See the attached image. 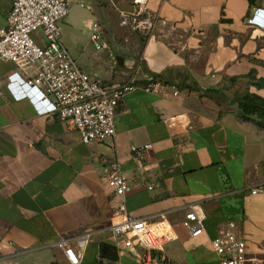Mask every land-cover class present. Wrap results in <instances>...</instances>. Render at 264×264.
<instances>
[{
  "label": "crops",
  "instance_id": "crops-1",
  "mask_svg": "<svg viewBox=\"0 0 264 264\" xmlns=\"http://www.w3.org/2000/svg\"><path fill=\"white\" fill-rule=\"evenodd\" d=\"M85 3L71 0L61 29L86 72L110 86L156 74L179 94L128 93L117 105L115 136L87 144L68 123L17 99L8 87L17 66L0 60V264H69L54 245L59 240L80 251V264H132L134 254L119 253L108 230L119 204L105 179L115 149L135 181L128 212L169 211L173 264H220L211 241L227 221L236 223L251 263L264 264V118L239 106L246 96L264 105V0ZM11 7L12 0H0V27ZM123 13L131 24L122 23ZM139 21L149 24L135 27ZM95 22L107 47L100 51L90 40ZM146 143L152 148L143 170L130 148ZM193 205L205 214L197 237L182 225ZM90 231L80 249L78 237Z\"/></svg>",
  "mask_w": 264,
  "mask_h": 264
},
{
  "label": "built area",
  "instance_id": "built-area-1",
  "mask_svg": "<svg viewBox=\"0 0 264 264\" xmlns=\"http://www.w3.org/2000/svg\"><path fill=\"white\" fill-rule=\"evenodd\" d=\"M136 2L141 3V0ZM73 3L86 4L85 0H73ZM70 8L71 0H12L7 24L0 27V60L14 62L21 71L16 69L9 75L8 87L17 99L29 98L40 113L68 123L88 144L115 136L117 105L128 93L142 89L163 96L170 92L174 96L179 94L176 85L156 74L142 72L139 78L110 86L103 84L97 75L86 72L62 39L61 23ZM256 15L249 18L250 23H255ZM122 23L131 24L128 14H122ZM148 24L139 21L134 26L147 27ZM91 29L90 40L96 50L107 48L100 24L93 23ZM38 32L41 36L36 40L33 34ZM108 54L116 59L113 51ZM151 148V143L131 146L137 167L147 169L145 159ZM108 168L105 179L119 200L108 230L118 252H132L135 257L132 264H173L168 249L176 241L177 233L169 211L148 217L131 215L126 199L135 181L126 175L117 149ZM204 219L203 210L193 205L185 213L182 225L191 237H197L205 232ZM93 234L90 231L78 237L80 249L89 243ZM211 242L220 264H252L246 242L237 233L234 221L221 225ZM54 245L64 251L69 264H80L81 253L74 245L66 240Z\"/></svg>",
  "mask_w": 264,
  "mask_h": 264
},
{
  "label": "trees",
  "instance_id": "trees-1",
  "mask_svg": "<svg viewBox=\"0 0 264 264\" xmlns=\"http://www.w3.org/2000/svg\"><path fill=\"white\" fill-rule=\"evenodd\" d=\"M239 106L243 112L244 115H247L251 112L258 113V116L260 118H264V105L257 103L254 98H251L249 96L244 97V99H241ZM107 247L106 244H103L102 249Z\"/></svg>",
  "mask_w": 264,
  "mask_h": 264
},
{
  "label": "rangeland",
  "instance_id": "rangeland-1",
  "mask_svg": "<svg viewBox=\"0 0 264 264\" xmlns=\"http://www.w3.org/2000/svg\"><path fill=\"white\" fill-rule=\"evenodd\" d=\"M39 33V32H38ZM66 31H62V35H65ZM33 37L38 40V37L35 35V33L33 34ZM95 52V48L93 47V45H88L85 49V56L88 57H92V54ZM79 64V63H78Z\"/></svg>",
  "mask_w": 264,
  "mask_h": 264
}]
</instances>
